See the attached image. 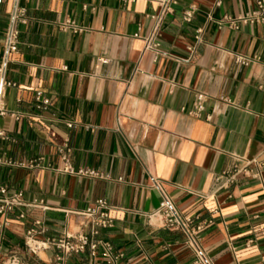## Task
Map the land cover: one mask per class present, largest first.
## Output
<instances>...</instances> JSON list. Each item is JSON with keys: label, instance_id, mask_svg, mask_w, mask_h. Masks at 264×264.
I'll use <instances>...</instances> for the list:
<instances>
[{"label": "crops", "instance_id": "crops-1", "mask_svg": "<svg viewBox=\"0 0 264 264\" xmlns=\"http://www.w3.org/2000/svg\"><path fill=\"white\" fill-rule=\"evenodd\" d=\"M176 1L156 49L145 50L155 0H18L17 51L4 72L0 187L46 208L0 216V264L8 256L52 264L53 249L27 252L25 231L37 220L39 239L85 232L79 212L98 199L112 220L99 238L123 253L118 264H192L183 234L146 218L162 199L155 181L181 213L204 223L198 236L214 264H264V21L218 24L250 13L256 0ZM12 5H0V66ZM37 91L49 100L45 109L36 108ZM197 93L206 102L195 115ZM65 145L75 170L102 177L64 172ZM232 158L248 162L250 173L230 180ZM65 264L91 263L84 254Z\"/></svg>", "mask_w": 264, "mask_h": 264}, {"label": "built area", "instance_id": "built-area-1", "mask_svg": "<svg viewBox=\"0 0 264 264\" xmlns=\"http://www.w3.org/2000/svg\"><path fill=\"white\" fill-rule=\"evenodd\" d=\"M157 5V12L153 15L154 24L150 34L145 38V50H154L157 47L155 39L160 31L161 25L165 18L173 12V8L176 5V0H155ZM220 4V0H216V5ZM193 10L189 9L183 12L182 18L184 21L189 22L192 18ZM23 11L18 6V0H13V5L9 15V23L4 35V51L2 62L0 66V116L6 113L2 99L3 93L7 86L10 84L4 80L5 66L8 61L9 55L17 51L18 44V22L22 21ZM264 21V0H256L254 9L242 17L231 18L224 16L219 20V25L226 24L227 26L238 29L240 23H259ZM202 29H197L195 34V40L201 41ZM236 62L241 65H247L249 60L238 56ZM35 101L37 109H45L49 103L41 91L35 93ZM206 97L197 93L194 96V102L191 114H199L204 110ZM18 118L17 116L15 117ZM71 127V124H67ZM3 133L0 132V136ZM60 159L63 162V171L69 174H75L79 176H88L93 178H101L102 175L89 168H80L75 170L70 162V148L63 146L58 149ZM232 168L225 175H229L231 180L238 173L247 174L250 173L246 169V165L239 166L240 159L232 158ZM154 187L157 188L162 199L158 208L146 215L148 222L153 218L157 221L160 228L170 231L180 232L183 234V244L189 249L193 255L192 264H214L211 257L204 250L201 245L198 233L203 228V222L197 215H187L181 213L171 200L162 192L161 187L157 181L154 182ZM31 207L45 209L42 201L33 200L32 202H26L23 198L22 192H13L8 194L4 187H0V216H6L12 213L16 208ZM108 204L103 199H98L94 202L93 206L87 207L81 212L85 218L87 230L82 233L68 234L63 233L57 236H49L45 239H39L38 236L44 233L41 221H34L31 227H29L23 236L24 246L28 253L36 255L39 252L47 249L55 250V255L52 264H65L68 257L72 255H84L90 259L91 264H97L96 259L100 258L103 264H118L122 259L123 253L115 251L112 244L108 241L99 238L100 232L103 229L110 228L112 226V220L108 215ZM19 219H24L25 215L20 213ZM3 225H7L4 221ZM264 234V229L262 230ZM1 264H22L16 256L6 257Z\"/></svg>", "mask_w": 264, "mask_h": 264}, {"label": "water", "instance_id": "water-1", "mask_svg": "<svg viewBox=\"0 0 264 264\" xmlns=\"http://www.w3.org/2000/svg\"><path fill=\"white\" fill-rule=\"evenodd\" d=\"M1 2H2V0H0V5H1Z\"/></svg>", "mask_w": 264, "mask_h": 264}]
</instances>
